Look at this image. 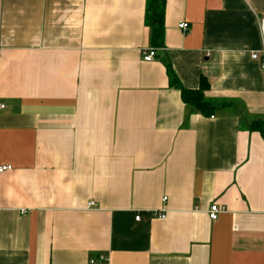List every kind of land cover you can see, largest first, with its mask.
Listing matches in <instances>:
<instances>
[{"label":"crops","instance_id":"obj_1","mask_svg":"<svg viewBox=\"0 0 264 264\" xmlns=\"http://www.w3.org/2000/svg\"><path fill=\"white\" fill-rule=\"evenodd\" d=\"M147 4L0 0V264H264V0Z\"/></svg>","mask_w":264,"mask_h":264},{"label":"trees","instance_id":"obj_2","mask_svg":"<svg viewBox=\"0 0 264 264\" xmlns=\"http://www.w3.org/2000/svg\"><path fill=\"white\" fill-rule=\"evenodd\" d=\"M164 1L165 0H147L148 4V22L150 26V44L153 47H160L163 43L164 34ZM175 80L177 77L172 71ZM179 82V81H178ZM181 87V98L183 102L193 109L200 111L204 115H212L215 111V106L211 104L204 95L205 89L208 87V81L203 77L200 80L197 88ZM251 129L258 130L264 139V123L261 120H255L250 125Z\"/></svg>","mask_w":264,"mask_h":264},{"label":"built area","instance_id":"obj_3","mask_svg":"<svg viewBox=\"0 0 264 264\" xmlns=\"http://www.w3.org/2000/svg\"><path fill=\"white\" fill-rule=\"evenodd\" d=\"M179 28L181 29H187L188 28V23L185 21H181L178 24ZM258 26H259V31H260V37H261V47L259 49L252 50L250 52V56L253 60H256L259 62L261 69L264 70V17H261L258 19ZM143 59L144 60H151L155 56V49L152 47L146 51H143ZM3 107V104L0 103V109ZM12 166L10 164H3L0 165V172L6 171V170H11ZM165 198V197H164ZM94 204L93 201H89L87 203V206H92ZM225 208L217 203L211 204L208 210V216L210 219H216L218 214L221 213ZM151 216L153 217H159V218H165L166 214L165 211H153L151 213ZM142 218V215L140 213H137L134 216L135 220H140ZM100 260H105L106 257L103 255L99 256ZM92 261V260H91Z\"/></svg>","mask_w":264,"mask_h":264}]
</instances>
